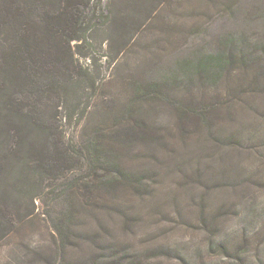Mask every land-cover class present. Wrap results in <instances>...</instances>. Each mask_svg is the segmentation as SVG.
Returning a JSON list of instances; mask_svg holds the SVG:
<instances>
[{
    "label": "trees",
    "instance_id": "16d2710c",
    "mask_svg": "<svg viewBox=\"0 0 264 264\" xmlns=\"http://www.w3.org/2000/svg\"><path fill=\"white\" fill-rule=\"evenodd\" d=\"M194 1L132 0L133 18L119 14L113 28L128 42L160 19L152 33L142 32L163 53L161 43L174 38L169 32ZM213 1L238 10V0ZM91 3L0 0V244L20 250L14 264H143L153 258L147 247L183 263L165 238L198 222L204 243L228 252V221L240 217L255 188L241 161L264 149V37L240 30L218 41V53L192 68L212 85L193 88L194 77L183 71L184 90L151 79L123 111L104 98V123L70 145L55 124L59 114L50 112L77 85L71 43L80 39ZM246 19L264 27V4ZM253 114L260 120L244 125ZM40 186L53 187L56 202L36 225L23 203ZM161 216L167 219L159 222Z\"/></svg>",
    "mask_w": 264,
    "mask_h": 264
},
{
    "label": "rangeland",
    "instance_id": "374dc122",
    "mask_svg": "<svg viewBox=\"0 0 264 264\" xmlns=\"http://www.w3.org/2000/svg\"><path fill=\"white\" fill-rule=\"evenodd\" d=\"M130 2L132 0H92L90 8L84 14L81 37L71 43L75 53L74 77L77 85L63 91L60 107L58 110L53 107L50 112L52 116L59 114L55 124L59 123L62 134L70 145L82 143L87 135L91 138L95 125L104 123L110 113L103 103L104 98L105 101L113 100L114 106L120 111L126 104L138 98L139 86H146L147 81L151 79L168 80L171 82V91L184 90V86L180 84L185 81L184 72L194 77L191 84L193 88L204 84L212 85V82L201 83L202 80L200 81L192 68L203 55L205 61H208L218 53V41L223 40L227 33L240 30L257 29L256 31L264 37V27H258L246 19L254 7L264 4V0H238V10L234 13L232 9L226 10L217 6L213 0H195L188 6L186 19L183 17L181 24L175 28V33L169 32L174 38L169 40L170 42L161 43V53L157 50L159 45L152 42L151 37L146 38L142 32L144 30L152 33L155 30L153 23L160 19L146 28L143 26L140 31H133L132 40L128 42L113 28L117 15L133 18L134 8ZM173 6L174 3L166 8V11L171 10ZM140 32L142 35L138 36ZM158 51L161 55L153 57ZM187 65L192 72L187 69ZM176 75H179L177 86L174 83L177 82L174 80ZM93 82L97 89L90 87ZM258 117L260 116L253 114L244 125H251V121L259 119ZM261 158L264 159V149L260 157L247 156L241 161L251 170L252 175H255L253 183L248 182L255 185V188L251 187L247 192L240 217L232 214V218L236 219L228 221L226 233L230 236L226 238L233 241V246L230 245L228 252L218 246L210 249L204 243L207 233L200 229V223L195 222L198 227H180L165 238V241L171 244L172 250L184 254L187 259L185 262L156 257V253L152 254L154 247H147L151 251L149 256L153 258L143 264H264V180L256 179L260 176L256 171L264 177V162ZM10 169L13 170L11 166ZM10 179V184H13L15 175L8 181ZM10 186L12 185H9L8 189ZM52 188L50 186L44 192L40 186L41 191H31L23 203V207L28 203V210L34 212L36 225L42 223L41 215L45 211L51 212L56 202L51 193ZM26 208L24 210H27ZM27 213L28 211L25 214ZM166 219L161 216L159 222ZM12 249V246L5 242L0 244V264L16 262L13 258L17 255L16 251L20 250L16 247L14 253ZM246 257L248 262L240 260Z\"/></svg>",
    "mask_w": 264,
    "mask_h": 264
}]
</instances>
